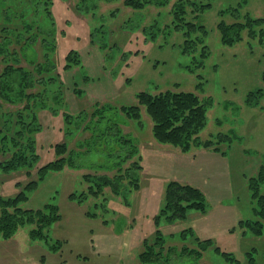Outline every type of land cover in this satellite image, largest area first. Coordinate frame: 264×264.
Masks as SVG:
<instances>
[{"label": "rangeland", "instance_id": "1", "mask_svg": "<svg viewBox=\"0 0 264 264\" xmlns=\"http://www.w3.org/2000/svg\"><path fill=\"white\" fill-rule=\"evenodd\" d=\"M52 1L55 24L48 23L40 9L33 8L34 1L0 0V27H9L10 38L15 35V27L22 30L23 24L17 20L20 15L22 18L25 15L23 21L27 23L34 18L38 22L43 20L40 23L45 30L56 37L54 58L60 81L64 83L61 89L64 105L60 104L63 110L59 112L51 109L37 112L42 125L36 137L39 165L54 159V143L70 141V147L77 148L78 139L93 134L88 129L67 136L63 131L65 110L76 114L106 103L118 107L135 103L140 91L196 92L209 104L201 139L216 142L218 134H228L233 142L219 144L224 151L219 155H224L225 160L219 158L213 165L207 164L203 158L196 159L194 152L211 148L195 147L187 153L157 141L152 132L153 122L143 108L142 123L120 122L123 134L133 138L139 148L136 156L121 165L122 173L126 175L129 168V174L140 179V187L130 191V182L118 181L117 194L106 185H101L103 192L98 197L90 194V180L84 175L115 177L120 173L118 168L106 167L113 165L108 144L97 146L93 141L83 157L86 167L66 166L49 172L35 189L27 191L29 199L22 204L33 209L43 208L47 203L58 205L60 218L46 230L50 237L63 242L61 249L53 252L44 239H31V225H26L11 238L0 235V264H41L42 258L47 264H141L136 255L143 249V239L156 230L154 217L165 203V189L170 180L199 185L208 208L205 212L191 210L187 219L175 223L162 220V230L169 235L192 227L197 235L212 238L215 243L204 252L201 261L182 259L179 264H251L248 253L255 257L253 264H264V231L259 234L254 223L256 214L248 189L249 177L264 164V96L258 105L246 102L250 91L264 90V39L261 42L260 34L252 38L246 29L241 33V41L225 44L218 27L223 20L245 21L247 12L264 17V0H141L145 1L141 8L130 7L125 0ZM160 1L163 3L157 5ZM179 1L185 2L181 8L185 21L197 22L207 29L195 32L186 49L184 27L177 26L173 13ZM191 1H203L209 8L201 11ZM238 6L240 11L234 10ZM229 7H233L232 12L221 13ZM9 19L14 21L6 23ZM54 25L55 28L51 27ZM71 50L76 51L81 63L64 69L65 57ZM28 52L35 55L36 61L44 62L40 39ZM26 60H21V65L32 67ZM1 68L0 62V71ZM75 88L81 93L76 94ZM49 89L54 95L59 94L57 87ZM103 124L101 120L100 125ZM183 153H193L191 166H179L172 158ZM3 158L0 155V161ZM135 161L141 169H134ZM34 179H38L36 167L30 171L20 168L0 172V194L15 196ZM79 195H85L86 200H78ZM241 221L254 226L248 230ZM174 239L170 238L168 244L177 245L179 241ZM214 246L232 253L233 261ZM174 259L171 264L178 263V258Z\"/></svg>", "mask_w": 264, "mask_h": 264}, {"label": "trees", "instance_id": "2", "mask_svg": "<svg viewBox=\"0 0 264 264\" xmlns=\"http://www.w3.org/2000/svg\"><path fill=\"white\" fill-rule=\"evenodd\" d=\"M31 1H34L32 3L33 8L35 6L34 9H40L48 23L55 24L52 13V0ZM82 1L84 2V0ZM191 2L194 5L196 4L195 6H198L201 11L209 8V5L203 1ZM160 3L163 2H157V5H160ZM184 3L179 1V10L176 8L173 13L175 21L178 23L177 26L184 27L186 38L184 48L186 49V44L188 43L187 47H190L189 42H193L190 38L195 32H198V30L206 32L207 29L200 27L197 22L185 21L184 10H181ZM125 4L133 8H141L145 1L125 0ZM234 8V10L240 11L239 6ZM232 11L233 7H229L222 10L221 13ZM28 13L30 14V12ZM23 18L20 15L17 19L18 22L23 24L22 30L14 26L15 35L13 38L8 35L7 30H9V27H0V62L2 65L0 71V155L4 157L0 161V172H9L20 168H27L30 171L31 168L36 167L38 179L28 182L25 188L15 196L5 197L0 194V235L3 238H11L20 228L31 225L29 229L31 239H44L53 252H58L61 249L63 242L60 239L50 237L46 230L60 218L58 205L47 203L43 208L33 209L25 208L22 204L29 199L27 191L35 189L39 181L44 180L49 172L60 171L66 166L71 168L86 167L83 157L90 150L93 141L97 146L104 142L108 144L110 161L113 165L108 164L106 167L118 168L120 173L118 176L115 174V177L84 175L85 179L90 180V194L98 197L99 193L103 192L101 185L112 187L113 192L117 194L119 193L118 181L130 182V191L138 189L140 187L138 176L135 177L129 174V168H127L126 175H124L121 165L136 156L139 153V148L133 138L123 134L120 122L126 123L129 122L128 120H134L142 123L143 108L153 122L152 132L156 140L177 146L183 152L188 153L195 147L204 146L224 154L219 144L226 143L229 145L233 142L228 134H218L216 142L211 138L204 141L201 139L200 133L206 125L209 104L196 92L172 89L157 93L140 91L136 95L137 101L135 103L124 104L119 107L106 103L96 106L89 112L81 110L76 114L65 110L62 114L64 120L63 131L67 136H75L88 129H91L93 134L90 138L78 139L76 141L77 148H71L70 141L54 143L52 145L55 150L54 159L39 165L40 154L38 153L36 137L42 125L38 120L37 112L41 109H51L59 112L62 109L59 107L60 104L64 105L63 96H61L64 83L60 81L61 75L56 70L57 62L54 57L57 43L55 35L49 34L50 31L45 30L40 23L43 20L38 22V19L34 18L33 21L30 20L27 23L23 21ZM244 18L245 21L227 23L223 20L218 24L222 42L233 45L241 41V33L246 29L249 30V35L252 38H256L260 34L262 42L264 39V17L251 16L247 12ZM13 21L14 19H9L6 23H12ZM31 22H35V24H31ZM51 27L55 28V25ZM20 36L22 38H19ZM3 37L5 38L3 39ZM38 39L43 44L44 62L36 61L35 55L28 52V48ZM13 44L22 47L16 48ZM14 55H18V58ZM23 59H27L26 61L32 67L21 65ZM80 63L79 55L75 50H71L65 57L64 69L78 66ZM17 74L19 75L17 76ZM49 87L52 89L57 87L56 91H59V96L51 93ZM74 91L76 94L81 93V90L77 88ZM263 96L264 90L258 88L248 93L246 102L251 106L258 105ZM52 104L57 106L54 107ZM110 112H112V115H109ZM101 120H104L103 125H100ZM134 165V169H141L138 161H135ZM263 184L264 164L259 167L255 175L250 176L248 179V189L254 204L253 210L256 214L254 223L257 230H259V234L264 231ZM97 185H99V190L95 191ZM74 196L72 195V197ZM77 198L80 201L82 199L86 200L85 195H79ZM207 208L206 195L200 187L190 183H182L178 180H170L165 189V203L154 217L156 230L152 236L143 239V249L137 253V260L141 264H171L175 257L178 258L176 263L181 262L182 259L195 262L201 261L204 252L215 244L212 238L200 237L192 227L167 235L162 230L161 223L162 220L167 223L185 220L189 211L205 212ZM240 224L248 230L254 226H250L246 221H241ZM170 238H176L174 240L179 241L178 244H181V248H177L178 244H168ZM214 248L221 252L225 258L233 261L232 253L223 251L220 246H214ZM251 254L248 253L247 260L253 264L255 263V257ZM41 264H47L44 258L41 259Z\"/></svg>", "mask_w": 264, "mask_h": 264}, {"label": "crops", "instance_id": "3", "mask_svg": "<svg viewBox=\"0 0 264 264\" xmlns=\"http://www.w3.org/2000/svg\"><path fill=\"white\" fill-rule=\"evenodd\" d=\"M194 154H195L196 159H202L203 158L205 160V163L210 164V165H213V163H216L217 160H219V158L224 159V160L226 159V157L224 155H219L220 153L213 152V150L195 151ZM176 156H178V158L173 156V155H172V158L175 160V162L179 166H191V163H192L191 161L194 158L193 153H189V155L187 153L176 154ZM214 157H216V158H214ZM164 185L162 186V189L164 188ZM196 185H198V184H196ZM199 229H200V226H199Z\"/></svg>", "mask_w": 264, "mask_h": 264}]
</instances>
